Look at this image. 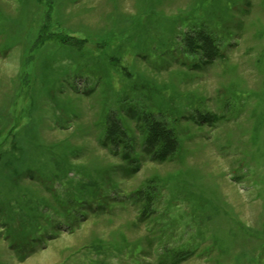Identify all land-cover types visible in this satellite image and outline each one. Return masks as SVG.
<instances>
[{"label":"rangeland","instance_id":"rangeland-1","mask_svg":"<svg viewBox=\"0 0 264 264\" xmlns=\"http://www.w3.org/2000/svg\"><path fill=\"white\" fill-rule=\"evenodd\" d=\"M0 264H264V0H0Z\"/></svg>","mask_w":264,"mask_h":264},{"label":"trees","instance_id":"trees-1","mask_svg":"<svg viewBox=\"0 0 264 264\" xmlns=\"http://www.w3.org/2000/svg\"><path fill=\"white\" fill-rule=\"evenodd\" d=\"M160 136V135H159Z\"/></svg>","mask_w":264,"mask_h":264}]
</instances>
